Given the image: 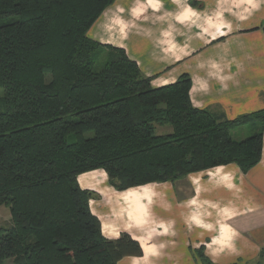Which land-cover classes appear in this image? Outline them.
I'll return each instance as SVG.
<instances>
[{
    "label": "trees",
    "instance_id": "trees-1",
    "mask_svg": "<svg viewBox=\"0 0 264 264\" xmlns=\"http://www.w3.org/2000/svg\"><path fill=\"white\" fill-rule=\"evenodd\" d=\"M115 0H0V264H117L77 177L101 170L122 192L261 161L264 110L226 120L192 106L190 77L160 88L88 31ZM99 68H97V66ZM258 123L260 124L257 127ZM252 126L236 141L230 132Z\"/></svg>",
    "mask_w": 264,
    "mask_h": 264
},
{
    "label": "crops",
    "instance_id": "crops-1",
    "mask_svg": "<svg viewBox=\"0 0 264 264\" xmlns=\"http://www.w3.org/2000/svg\"><path fill=\"white\" fill-rule=\"evenodd\" d=\"M88 36L124 50L153 88L188 75L196 109L226 120L264 110V0H115ZM77 184L102 237L140 247L117 264H264V127L247 174L228 165L119 192L97 170Z\"/></svg>",
    "mask_w": 264,
    "mask_h": 264
},
{
    "label": "rangeland",
    "instance_id": "rangeland-1",
    "mask_svg": "<svg viewBox=\"0 0 264 264\" xmlns=\"http://www.w3.org/2000/svg\"><path fill=\"white\" fill-rule=\"evenodd\" d=\"M99 66L100 65H98L97 68H99ZM257 126H259V125H257ZM255 132H256V130L254 129V127L245 126V127L236 128L235 130L231 131L230 134H231V136H232V138L234 140L243 141V140L251 137L253 134H255ZM162 187H165V186H162ZM188 187L191 189V185L188 184V182H183L180 185H177L176 186L177 190L176 191L174 190V191H175L176 195H178V197H182L181 194L186 195V194L190 193V191L188 192ZM242 192H243V197H248L249 196V191L242 190ZM10 218L11 217H10L9 210L6 207H4V206L0 207V228H4L5 229L6 227H8L9 224H10ZM5 264H12V261L8 260V261L5 262Z\"/></svg>",
    "mask_w": 264,
    "mask_h": 264
}]
</instances>
